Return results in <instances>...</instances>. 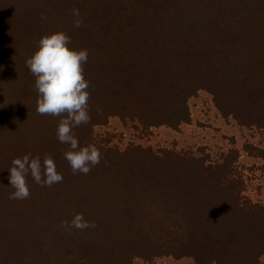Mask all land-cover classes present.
<instances>
[{"label":"trees","instance_id":"16d2710c","mask_svg":"<svg viewBox=\"0 0 264 264\" xmlns=\"http://www.w3.org/2000/svg\"><path fill=\"white\" fill-rule=\"evenodd\" d=\"M54 31L88 50L91 119L73 129L81 146L95 145L90 127L110 116L143 130L177 129L190 120L187 99L198 90L224 91L239 107V125L264 131V0H0L5 264H132L167 255L262 264L264 205L243 194L232 156L212 165L187 151L137 148L130 163L95 145L100 162L73 173L68 145L56 138L60 117L36 111L35 77L25 65L36 41ZM246 150L264 158V147ZM25 153L50 155L63 180L41 186L29 175L30 195L10 199L7 169ZM77 213L91 226L65 227Z\"/></svg>","mask_w":264,"mask_h":264},{"label":"rangeland","instance_id":"374dc122","mask_svg":"<svg viewBox=\"0 0 264 264\" xmlns=\"http://www.w3.org/2000/svg\"><path fill=\"white\" fill-rule=\"evenodd\" d=\"M226 96L224 91L216 97L210 91L198 90L187 99L190 120L177 129L159 126L143 130L137 121L110 116L90 127L91 134L104 154L108 151L115 160L130 163L135 154H139L137 148H150L156 153L187 151L196 157H208L212 165L220 163L225 156H232V167L244 180L243 194L264 205V158L246 150V146L264 147V131L240 126L235 119L239 107ZM10 251L0 250V264L11 261L8 260ZM260 261L264 264V256ZM132 264L195 263L188 257L167 255L149 259L137 257Z\"/></svg>","mask_w":264,"mask_h":264},{"label":"clouds","instance_id":"9594fccd","mask_svg":"<svg viewBox=\"0 0 264 264\" xmlns=\"http://www.w3.org/2000/svg\"><path fill=\"white\" fill-rule=\"evenodd\" d=\"M73 14L79 17V9ZM42 19L46 17L42 16ZM82 21L74 20L80 27ZM70 37L63 31H54L42 35L36 41L33 53L25 59V65L35 77L36 111L60 117L56 126V138L68 145L64 157L73 173L87 174L101 158L100 150L94 144L80 145L73 129L87 124L89 115L87 91L89 81L84 77L83 65L88 61V50L69 47ZM8 180L11 188L10 199H26L30 195L27 177L41 186H52L63 180V174L57 171L56 164L50 155L33 156L25 153L11 161ZM219 219V218H218ZM65 227L86 228L91 226L84 220L82 213L75 214L70 222H62Z\"/></svg>","mask_w":264,"mask_h":264}]
</instances>
